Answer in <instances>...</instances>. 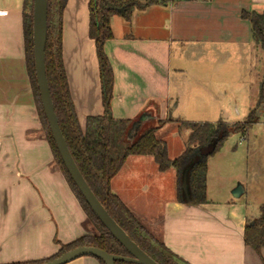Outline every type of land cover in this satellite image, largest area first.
Returning <instances> with one entry per match:
<instances>
[{"label":"crops","instance_id":"1","mask_svg":"<svg viewBox=\"0 0 264 264\" xmlns=\"http://www.w3.org/2000/svg\"><path fill=\"white\" fill-rule=\"evenodd\" d=\"M87 4L67 0L62 14V60L81 127L88 116L103 112ZM22 8L23 0H0V264L47 260L61 245L91 235L41 132L24 63ZM263 10L264 0H159L134 11L129 22L111 18L113 38L104 52L113 72L112 117L132 124L141 115L151 121L158 115L170 120L164 129L178 134L180 117L175 121L171 114L183 107L182 93L195 98L199 68H206L207 97L225 95L227 67L242 65L245 49L257 46L240 13ZM160 129L155 138L165 142ZM24 147L33 148L26 158L20 154ZM110 190L186 264H264V248L256 253L244 245V227L253 220L238 202L243 194L208 199V162L204 204L178 202L175 170L158 171L150 156L127 157ZM67 264L99 263L83 256Z\"/></svg>","mask_w":264,"mask_h":264},{"label":"trees","instance_id":"2","mask_svg":"<svg viewBox=\"0 0 264 264\" xmlns=\"http://www.w3.org/2000/svg\"><path fill=\"white\" fill-rule=\"evenodd\" d=\"M67 0H47V35L45 45V72L61 134L81 176L93 195L115 221L144 253L157 264H186L172 254L159 239L154 238L135 218L120 199L112 194L110 182L129 156H150L158 171L172 168L177 176V201L199 205L206 202V176L208 159L214 156L225 140L234 133L247 132L258 120L255 109L264 107V75L259 84L257 103L247 117L234 124L223 119L215 123L176 121L188 130L187 147L177 158L170 160L165 142L155 138L157 128L137 136L133 142L126 141L130 120L114 119L111 115L113 72L104 52V45L113 38L110 20L121 17L130 21L134 11L156 5L159 0H88V38L93 41L98 64L100 100L103 112L100 116H88L81 127L73 104L62 60V14ZM242 19L250 24L252 42L260 46L264 54V10L241 11ZM22 36L24 63L29 80L37 117L44 131L53 160L64 176L70 190L85 213L91 235L61 245L50 259L24 264H41L79 247L97 248L107 254L128 256L124 248L99 222L69 177L52 140L44 117L34 74L32 56V0H23ZM170 121V120H166ZM187 173L186 183L189 202L182 191V176ZM244 245L259 253L264 248V204L259 217L247 222L243 233ZM99 264L103 262L95 258ZM115 264H129L116 262Z\"/></svg>","mask_w":264,"mask_h":264},{"label":"rangeland","instance_id":"3","mask_svg":"<svg viewBox=\"0 0 264 264\" xmlns=\"http://www.w3.org/2000/svg\"><path fill=\"white\" fill-rule=\"evenodd\" d=\"M245 50L243 64L239 63V67H236L232 63L227 67L226 75L223 74L227 78L225 95L212 99L207 97L204 91V86H207V77L204 74L206 68L201 67L200 73L197 74L201 84L197 83L195 98L188 97L183 91V107L172 113V118L175 120L180 117V122L195 123H215L219 119H223L228 124L243 121L255 109L259 84L264 75V54L260 46H250ZM255 113L258 120L247 132L229 136L218 152L208 159L207 193L209 200L223 201L227 197L232 198L231 192L237 185L243 186L245 193L238 202L246 204L252 220L259 217V208L264 204V107L255 109ZM140 118L141 116L137 121ZM152 121L148 119L142 123L138 137L149 129L165 128L166 120L161 121L158 115L152 116ZM82 125L84 127V123ZM174 128L178 134L172 133L170 127H166L160 133L167 144L170 160L182 153L181 141L186 130L179 124ZM41 132L44 137L42 127ZM126 141L131 143L134 140L130 141L126 135ZM183 147H187V141ZM21 149L23 150L20 154L25 158L33 151V148L27 150V147ZM34 150L36 155L41 156V148L36 146ZM148 232L154 238L160 239L158 234Z\"/></svg>","mask_w":264,"mask_h":264},{"label":"water","instance_id":"4","mask_svg":"<svg viewBox=\"0 0 264 264\" xmlns=\"http://www.w3.org/2000/svg\"><path fill=\"white\" fill-rule=\"evenodd\" d=\"M46 35L47 0H32V56L34 63V74L42 111L51 133L52 140L69 177L89 206L90 210L99 220V222L104 226V228L110 233V235L124 248V250L128 253V256L107 254L106 252L97 248L79 247L41 264H67L83 256H91L97 258L101 260L103 264H115L116 262L129 264H157L133 241H131L126 233L108 215V213L91 192L69 153L66 142L61 134L57 117L54 112L46 78ZM147 118L148 116L141 115L140 120H136L131 124L130 129L127 131L129 140L132 138V136H134L135 133L138 132L141 124L144 123ZM186 178L187 173L185 172L182 176V191L185 200L189 202ZM242 194L243 189L241 185H237V187L231 192L232 197L235 199H238Z\"/></svg>","mask_w":264,"mask_h":264}]
</instances>
